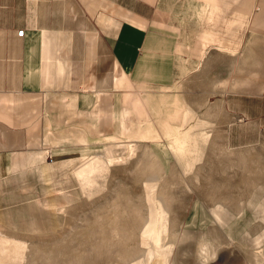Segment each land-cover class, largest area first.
I'll return each instance as SVG.
<instances>
[{
    "label": "rangeland",
    "instance_id": "rangeland-1",
    "mask_svg": "<svg viewBox=\"0 0 264 264\" xmlns=\"http://www.w3.org/2000/svg\"><path fill=\"white\" fill-rule=\"evenodd\" d=\"M232 29L233 44H205L183 96L173 89L175 102L158 104L157 137L140 138L127 118L131 134L112 128L71 154L72 170L45 192L55 203L45 207L59 216L34 207L47 231L0 223V264H264V134L227 146L213 104L220 92L264 100V39L241 24ZM3 218L25 228V172L0 183Z\"/></svg>",
    "mask_w": 264,
    "mask_h": 264
},
{
    "label": "crops",
    "instance_id": "crops-1",
    "mask_svg": "<svg viewBox=\"0 0 264 264\" xmlns=\"http://www.w3.org/2000/svg\"><path fill=\"white\" fill-rule=\"evenodd\" d=\"M237 24L264 39V0H0V183L25 172V228L0 223L47 231L34 207L59 216V208L45 207L55 204L45 192L72 170L71 154L112 128L131 134L127 118L137 120L140 138L157 137L158 104H173V89L183 96L205 44H233ZM214 97L227 146L252 142L255 130L263 136L264 100Z\"/></svg>",
    "mask_w": 264,
    "mask_h": 264
},
{
    "label": "bare ground",
    "instance_id": "bare-ground-1",
    "mask_svg": "<svg viewBox=\"0 0 264 264\" xmlns=\"http://www.w3.org/2000/svg\"><path fill=\"white\" fill-rule=\"evenodd\" d=\"M238 229V228H237Z\"/></svg>",
    "mask_w": 264,
    "mask_h": 264
}]
</instances>
